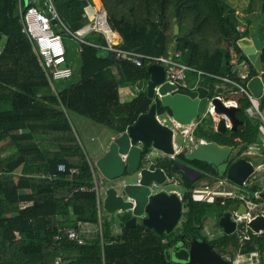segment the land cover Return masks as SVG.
I'll use <instances>...</instances> for the list:
<instances>
[{
    "label": "trees",
    "instance_id": "obj_1",
    "mask_svg": "<svg viewBox=\"0 0 264 264\" xmlns=\"http://www.w3.org/2000/svg\"><path fill=\"white\" fill-rule=\"evenodd\" d=\"M100 1L110 26L121 38L120 48L152 55L167 54L172 45L182 54L190 49L187 64L201 73L189 71L188 84L205 86L209 96L221 91L215 87L222 82L218 76L237 79L230 65H222V50L228 56L229 47L244 58L236 40L247 35V28L242 33L236 29L237 24L243 23L233 1ZM253 1L249 0L248 8H252ZM54 3L70 30L85 23L84 1ZM259 6L264 11V0H259ZM175 23L179 26L178 34H174ZM56 30L65 42L66 62L72 61L73 70L70 78L53 81V90L22 30L17 0H0V33L5 36L0 50V264H56L57 256L68 260L66 264H172L165 251L178 241L193 237L207 240L221 254L230 256L238 251L259 250L264 264V232L250 234L242 242L237 232L204 237L203 219L208 205L214 202L196 198L191 192L204 175L218 174L209 164L187 160L182 153L174 158H158L156 164L168 176L178 179L184 190L182 215L169 233L158 234L141 224L125 227L128 213L116 217L102 215L93 192L74 191L78 185L92 182V172L68 114L85 116L116 134L123 132L147 110L151 100L143 90L132 99L121 101L119 88L144 83L148 73L146 66L113 60L87 44H82V50L77 52L73 37ZM87 40L104 44L99 35H88ZM66 42L73 44L74 49L69 50ZM236 93L235 114L243 123L235 132L214 130L213 121L206 122L209 115L197 119L194 130L197 138L230 145L232 159L258 145L261 124L259 120H249L245 109L250 101L243 93ZM260 108L264 110L262 101ZM165 109L168 110L157 102L158 114ZM205 126L213 132L204 130ZM259 147L258 154L264 157V146ZM178 162L193 165L203 175L192 180L181 171ZM59 163L78 168L79 174L70 178L60 173L55 179L49 178ZM244 185L246 191L240 189L243 197L256 203L264 201L261 196L255 197L262 190L255 176L251 175ZM233 202L243 200L236 198ZM217 217L213 226L217 225ZM117 219L119 233L113 231ZM85 224L91 225L89 232L83 229ZM64 226L74 228L83 242L65 237L55 241L57 229Z\"/></svg>",
    "mask_w": 264,
    "mask_h": 264
},
{
    "label": "water",
    "instance_id": "obj_2",
    "mask_svg": "<svg viewBox=\"0 0 264 264\" xmlns=\"http://www.w3.org/2000/svg\"><path fill=\"white\" fill-rule=\"evenodd\" d=\"M51 23L55 24V29L63 32L55 19ZM173 28L174 34H178V24L175 23ZM236 44L244 56L242 61L249 62L252 67L250 73L253 74L247 80L246 88L254 98L264 103V43L256 35H244L236 40ZM190 53V49L185 50L181 60L187 62ZM227 57L226 51L222 50L223 66L228 65ZM146 71V96L149 99L155 96L156 100H152L147 110L140 113L123 132L112 138L107 151L95 160V166L104 180L110 182L102 187L104 210L128 213L125 227L141 224L158 234L169 233L179 222L183 201L175 190L158 188L167 181V173L156 164L158 158L175 156L174 139L177 134L173 135L171 125L157 116V102L168 108L173 119L182 124L201 120L208 115L211 117V109L216 115L228 118L230 131L235 132L243 121L235 114L237 106L224 103L219 96H209L206 88L196 86L192 89L172 90L174 86L164 82V69L161 65L151 63ZM156 87L159 95L155 94ZM216 131H226L222 117L216 124ZM178 146L179 153L185 159L207 163L218 175L234 183V198L241 197L239 186L245 184L264 162L262 155L247 152L232 159V147L214 141H196L191 148ZM178 165L180 168L185 167L181 162ZM221 192L214 197L213 202L216 206L223 204L225 209L217 217V225L211 228L233 234L237 226L244 223L238 221L237 216L247 214V207L245 202H225L227 194L224 190ZM260 196L264 198V187ZM246 225L254 232L264 231V214H255L246 221ZM215 229H211L213 234ZM165 253L169 260L180 264H232L212 243L201 237L178 241Z\"/></svg>",
    "mask_w": 264,
    "mask_h": 264
},
{
    "label": "built area",
    "instance_id": "obj_3",
    "mask_svg": "<svg viewBox=\"0 0 264 264\" xmlns=\"http://www.w3.org/2000/svg\"><path fill=\"white\" fill-rule=\"evenodd\" d=\"M86 4L83 7V16L87 19V22L80 28L72 31L70 30L60 19L57 12L54 0H18L17 11L22 24V30L28 38L30 44L35 50L42 69L48 82L52 85V82L60 79H67L72 74V68L66 62L65 59V45L63 38L60 33L55 29V24L51 23L52 19L56 20V24L59 25L64 32L73 37L74 40L81 43H86L93 45L96 48L104 50L108 55L114 60H126L131 62L135 66H143L144 64H158L164 69V82H168L174 86L172 90L176 89H187L188 81L187 74L189 71H196L201 73V71L189 66L187 62L181 60L182 52L178 49L168 51L167 54H144L140 52H135L131 50H126L117 46L115 41V32L111 28L105 9L102 6H94L91 1L85 0ZM236 29L242 33L244 32L245 26L243 24H237ZM89 32L99 34L103 36L105 43L99 44L95 42H89L84 39V36ZM228 64L235 68V75L237 79H233L228 76H218L223 84L229 85L232 93L240 92L247 96L250 101V106L245 109L246 113L250 115H256L261 123V130L259 132V143L258 145L264 146V112L260 108L261 100L259 98H254L248 89L246 88V82L251 76V64L247 61H242L243 58L237 52L234 47H229L228 50ZM155 94H158L157 87L155 88ZM159 95V94H158ZM222 101L226 104H235L234 100L223 99L219 94ZM213 121V129L216 130V124L220 117L224 119L226 128L230 126V122L225 115H216L211 109L210 113ZM171 121V127L173 128V135L180 134L182 136L188 135L189 140L203 142L204 139L197 138L193 135L192 131L196 127L198 121L191 120L188 124H182L172 116H168ZM178 145L174 139L175 152H178ZM247 153H252L250 150ZM264 164V163H263ZM65 174L72 178L79 174V170L76 167L67 168L65 164L59 163L56 167V172L49 175V178L55 179L58 174ZM94 176V175H93ZM166 180L173 183L174 185H179L178 181L173 177L166 174ZM98 183L94 181L90 184H81L74 188V191L80 192H95L98 195ZM215 187L209 186L207 183H202L196 185L192 189V194L194 197L201 200L213 202L214 197L217 194L223 192L219 191L214 193ZM181 195V194H180ZM255 197H259V192L255 193ZM241 199L245 202L247 207V214L238 215L237 220L244 222L237 226L239 239L242 242L247 240L250 234H261L263 231H250L246 225V221L255 216L256 211L260 210V204L253 202L241 195ZM67 238L68 240L75 241L77 243H82L83 238L79 233L70 227H59L57 233L54 235V240L58 241L62 238ZM224 258L229 260L232 264H261V258L258 251L250 252H236L232 256H225ZM56 264H66L67 260L62 259L60 256L55 258Z\"/></svg>",
    "mask_w": 264,
    "mask_h": 264
},
{
    "label": "rangeland",
    "instance_id": "obj_4",
    "mask_svg": "<svg viewBox=\"0 0 264 264\" xmlns=\"http://www.w3.org/2000/svg\"><path fill=\"white\" fill-rule=\"evenodd\" d=\"M231 1H233L232 4L237 8L239 12L238 13L239 20L242 23H244L245 27L247 28V34L252 33V32H256L260 35L264 34V11L260 9L259 0L253 1V5L251 9L248 8L249 0H231ZM96 2L98 1L96 0ZM4 42H5V38L2 37V39L0 40V49L3 46ZM66 46L68 47L69 50L74 49V45L69 42H66ZM132 95L129 94V96L127 97H131ZM222 97L229 98L231 97V95L227 94V95H223ZM261 110L264 112L262 108ZM168 114H169V110L165 109L163 112L159 114V116L162 119V121L170 124L171 121L168 118ZM246 114L249 120L252 122H257L259 120L256 115H250L248 113ZM68 117H69L73 130L77 136V139L83 151L85 152L88 160L94 166V173L97 179L100 181V186L101 187H104V185L106 186L110 182L104 180L103 177L100 175L98 169L95 166V157L103 153L108 143V140L113 134V132L108 127L95 123L89 118L82 116L80 114L70 112L68 114ZM206 122L209 124L212 123V119L210 116L207 118ZM203 129L206 130L207 132H213V130L208 129V127L206 126L205 128L203 127ZM260 130H261V124H259V132ZM226 131L229 132L228 129ZM175 140L180 146L186 144L188 148H191L194 145V142L189 140L188 135L182 136L180 134H177L175 137ZM259 148H260L259 145H253L249 150L259 151ZM252 175L255 176L256 181L259 184V186L263 187L264 186V164H262ZM198 181L199 183L196 182V184H201L203 183V181H206L209 186L211 187L216 186V188L213 191L214 193H217L221 191L222 188H224V191L227 194L225 202H233L236 200V198L234 199V197H232L235 184L232 183L230 180L226 179L225 176L218 175L215 177V176H212L211 174H207V175H204ZM218 182L221 183L220 188L218 187L219 185H217ZM158 188H163L165 190L175 189V190L180 191L181 193L184 191L182 185L180 184L179 186L174 185L173 183L169 181H165ZM239 188L242 191H246L244 184L239 186ZM101 191H102L101 197H103V190ZM101 208H102L101 209L102 215H105L108 217L117 216L112 213L111 214L108 213L106 210L103 209V207ZM224 209H225V206L223 204L216 206L214 205V203H210V205H208L205 217L203 219L204 220L203 222L205 225L203 235L207 239L215 238V237H219L223 235L222 231L216 230L215 228H211V226L214 227L213 225L215 224V219L217 215H219V213H221ZM211 229H215L216 232L213 234ZM172 264H178V263L172 262Z\"/></svg>",
    "mask_w": 264,
    "mask_h": 264
},
{
    "label": "crops",
    "instance_id": "obj_5",
    "mask_svg": "<svg viewBox=\"0 0 264 264\" xmlns=\"http://www.w3.org/2000/svg\"><path fill=\"white\" fill-rule=\"evenodd\" d=\"M80 1H84L85 2V4H86V1L85 0H80ZM88 1H91L93 4H94V6H96V7H98V6H102V3H101V1L100 0H97L98 2H96V0H88ZM17 3H18V0H17ZM85 6V5H84ZM83 6V7H84ZM58 12V11H57ZM17 14H18V11H17ZM82 14H83V12H82ZM83 16V15H82ZM84 17V16H83ZM85 18V17H84ZM61 19V18H60ZM87 22V19L85 18V23ZM84 23V24H85ZM83 24V25H84ZM244 24V23H243ZM82 25V26H83ZM80 28V27H79ZM112 28V27H111ZM113 29V28H112ZM113 31L115 32V41L117 42V46H118V44L120 43V41H121V38H120V36L118 35V33L113 29ZM64 32V31H63ZM92 34H94V35H99V34H95V33H92V32H89L88 34H86L85 36H84V39L86 40V41H89V42H93V41H90V40H87V36L88 35H92ZM247 35H249V36H251V35H256V36H258L262 41H263V43H264V34H262V35H260V34H258V33H256V32H252V33H249V34H247ZM99 36H101V35H99ZM2 37H4L5 38V36L4 35H1V39H2ZM102 38H103V36H101ZM0 39V40H1ZM103 40H104V38H103ZM76 41V40H75ZM63 42H64V40H63ZM95 43H97V42H95ZM104 43H105V41H104ZM82 44H86V43H79V42H77L76 41V46H75V50L77 51V52H79V51H81L82 50ZM4 45V44H3ZM64 45H65V42H64ZM87 45H90V44H87ZM90 46H93V45H90ZM3 47V46H2ZM2 47H1V49H2ZM94 47V46H93ZM119 47V46H118ZM96 48V47H95ZM0 49V50H1ZM97 49H99V48H97ZM104 55H106L107 57H109V58H111L109 55H108V53L107 52H105L104 50H101V49H99ZM172 50H175V47L172 45V47L169 49V51H172ZM65 52H66V47H65ZM263 53H264V51H263ZM145 54V53H144ZM228 58V57H227ZM66 59V58H65ZM112 59V58H111ZM114 60V59H113ZM228 61H229V58H228ZM67 63L70 65V67L72 68V70H73V63H72V61H70V62H68L67 61ZM149 64H144L143 66H146V68H147V66H148ZM229 65V64H228ZM139 67H141V66H139ZM233 69V68H232ZM72 75V74H71ZM71 77V76H70ZM69 77V78H70ZM49 85L52 87V89L54 90L55 88H54V85H53V82H52V85L49 83ZM145 86H146V81L144 82V83H142V82H136V83H134V84H124V85H122V86H120V88H119V95H120V100L121 101H127V100H130V99H132L138 92H140V91H143V90H145ZM196 86H202V87H204V88H206L205 86H203V85H199V84H194V86H190L189 84H188V88L187 89H192V88H195ZM216 88H219V89H221V91H220V93H218L217 95H221V96H223V95H227V94H230L231 95V97H229V98H227V100H234L235 101V106H237V102H236V95H238L237 93H232L231 92V90H232V88L229 86V85H227V84H223L222 82L220 83V84H217L216 86H215ZM207 89V88H206ZM208 90V89H207ZM146 93V92H145ZM129 94H133L131 97H127V96H129ZM216 95V96H217ZM127 97V98H126ZM223 98V97H222ZM224 99V98H223ZM151 100V102H152V100H156L155 99V96H154V98L153 99H150ZM225 100V99H224ZM170 115V113L168 114V116ZM157 116L160 118V116H159V114H157ZM171 116V115H170ZM160 120L162 121V119L160 118ZM164 122V121H163ZM171 124V123H170ZM228 128H226V130H227ZM194 130H195V128L193 129V131H192V133H193V135H194ZM117 134L116 133H113L112 135H111V137L109 138V140H108V143H107V145H106V147H105V149H104V151H103V153L101 154V155H98V156H96L95 157V160L97 159V158H99L100 156H102L106 151H107V148H108V145H109V143L111 142V140H112V138L114 137V136H116ZM195 136V135H194ZM176 141V140H175ZM177 145H179L178 143H177ZM186 145V144H185ZM187 146V145H186ZM177 149L179 150V146L177 147ZM247 151H249V150H247ZM246 151V152H247ZM253 154H258V152L259 151H253V150H250ZM179 153V151L178 152H176L175 153V156L177 155ZM175 156H173V157H171V158H174ZM89 165H90V169H91V172H92V182L94 181V179L96 180V182L98 183L97 185H98V189H99V191H98V195L95 193V192H93L94 194H95V198H96V204H97V208H98V212L99 213H101V207H102V199H103V197H101V194H102V187L100 186V181L97 179V177L95 176V173H94V166H93V164L89 161ZM94 175V176H93ZM174 178V177H173ZM200 178V177H199ZM104 179V178H103ZM175 180H177L178 181V179H176V178H174ZM196 179H198V178H196ZM192 180H194V179H192ZM91 182V183H92ZM198 183H199V181H197ZM178 183H179V181H178ZM203 183H207L206 181H203ZM180 184V183H179ZM202 184V183H201ZM196 185H198V184H195V186ZM217 185H219L218 187L220 188L221 187V183L220 182H218V184ZM179 186V185H178ZM194 186V187H195ZM193 187V188H194ZM264 187V186H263ZM262 187V188H263ZM192 188V189H193ZM173 190H175V189H173ZM222 190H224L223 188H222ZM176 192H178V194L180 195L181 194V196H182V193L180 192V191H178V190H175ZM242 195V194H241ZM259 196H260V193H259ZM236 198H239V199H241V197H236ZM242 200V199H241ZM244 202V201H243ZM238 203V202H237ZM242 203V202H241ZM260 206V210L261 211H256L257 213L256 214H259V213H262V214H264V201L259 205ZM108 213H110L111 214V212H108ZM112 214H114V215H121L122 213H112ZM108 217V216H107ZM83 226V229L85 230V231H90L91 230V225H89V224H85V225H82ZM65 227V226H64ZM70 228H72V227H70ZM113 231L115 232V233H119L120 232V226H119V221H118V219L117 220H115V222H114V224H113ZM250 231H252L251 229H250ZM87 232V233H88ZM235 232H237L238 233V230H237V228H236V230H235ZM264 232V231H263ZM253 251H258L259 252V250H253ZM250 252V251H249ZM223 257H224V255L225 256H227V255H229L230 256V254H228V253H223V254H221ZM259 255H260V252H259ZM260 258H261V255H260ZM172 261V260H171ZM261 261H262V258H261ZM67 262H68V260H67ZM172 262H174L175 263V261H172ZM176 263H178V262H176ZM178 264H180V263H178Z\"/></svg>",
    "mask_w": 264,
    "mask_h": 264
},
{
    "label": "flooded vegetation",
    "instance_id": "obj_6",
    "mask_svg": "<svg viewBox=\"0 0 264 264\" xmlns=\"http://www.w3.org/2000/svg\"><path fill=\"white\" fill-rule=\"evenodd\" d=\"M181 163L185 164V167H182L181 171L189 178L196 179L203 175V172L195 168L193 165L186 162H181Z\"/></svg>",
    "mask_w": 264,
    "mask_h": 264
}]
</instances>
